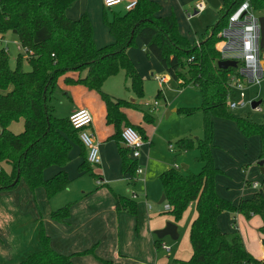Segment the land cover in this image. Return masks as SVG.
<instances>
[{"label": "trees", "instance_id": "16d2710c", "mask_svg": "<svg viewBox=\"0 0 264 264\" xmlns=\"http://www.w3.org/2000/svg\"><path fill=\"white\" fill-rule=\"evenodd\" d=\"M75 1L0 0V41L6 33L15 35L30 67V71H23V58L18 55L12 70L7 50L0 49V164L10 166L9 174L1 168L0 193L16 189L20 180L31 192L42 188L48 200L65 190L70 183L65 171L48 180L43 179L42 173L50 166H66L73 144L79 146L83 158L78 171L92 174V165L87 161V150L79 140L78 130L73 129L68 117L57 118L54 115L52 102L61 78L68 85H82L97 92L105 106L106 124L114 131L108 140L118 147L121 172L128 174L131 181L136 178L137 162L127 158V149L121 145L123 127L138 130L145 139L142 129L131 125L123 111L133 108V104L113 98L101 88L106 80L123 71L130 81L129 89L136 97H143V80L127 54L138 39L146 54L159 62L165 75L180 89L194 86L201 99L198 108L177 112L185 117L200 112L203 137L183 136L174 142L177 154L197 151L200 171L193 174L187 169L180 173L170 168L158 176L169 207L167 213L174 223L182 218L191 204H194L196 213L189 226L191 255L187 260H173L171 264H264L263 260L246 250L239 232H222L217 225V218L223 212L240 214L245 218H263L264 194L260 190L249 199L239 200L236 205L218 196L215 177L221 171L215 166L211 153L212 119L218 118L232 121L245 138L258 137L260 159L264 157V97L261 100L263 121L260 124L229 111L227 86L235 69L217 67L220 53L216 49L220 41L218 34L226 28L229 16L245 1L254 11L264 12V0H222L219 21L199 45L180 34L175 16L159 17L160 5L152 0H136L133 9L122 14L112 12L110 20L106 11L112 9L104 8L103 22L114 42L102 48L94 44L87 15L77 20L66 16V10ZM70 71L77 72L78 77L66 76ZM19 120H23V131L11 133L8 127ZM143 121L151 123L153 117L143 113ZM115 203L118 210L136 213L132 199L118 196ZM68 214L69 206H65L52 212L51 218L60 220ZM259 230L264 235V225ZM38 239L40 250L17 264H73L71 256L51 248L43 229H39Z\"/></svg>", "mask_w": 264, "mask_h": 264}, {"label": "crops", "instance_id": "0c3cea01", "mask_svg": "<svg viewBox=\"0 0 264 264\" xmlns=\"http://www.w3.org/2000/svg\"><path fill=\"white\" fill-rule=\"evenodd\" d=\"M92 1L76 0L66 10L65 14L70 20H77L82 15H87L92 26L94 44L97 48H102L113 43L114 39L109 34L107 27L104 24L100 25L96 18L97 24H94L91 14L93 11ZM152 1L160 5V10L157 13L159 17L175 16L180 34L186 38L190 37V34L183 31L180 27L181 7L184 4H192L190 7H193V16L200 14L194 10L196 0ZM220 1L222 3V0ZM100 6L101 11H103L102 3ZM179 13L180 16L178 15ZM135 44L134 47L128 49L127 54L134 63L139 75L143 77L144 67L141 66V62H144V56L149 57L151 62L157 63L152 56L146 54L140 40L136 39ZM260 61L264 63V60L260 59ZM71 77L75 78L74 76ZM151 77H153V73H151ZM167 77L169 78V76ZM58 82L62 88L61 91H65L69 100L73 101L69 97V95H72V86H67L61 81ZM54 102L55 99L52 102L54 115L57 118H61L57 115ZM80 108L87 109L91 114L92 125L90 131L94 134L95 140L97 138L99 141L100 164L98 166H91L92 174L95 176L78 171L83 158L80 154L79 146L73 144L66 166L63 168L50 166L42 173L43 179L48 180L60 171H65L70 179V183L65 190L48 200L42 188H37L34 192H31L24 182L20 180V182H23V185L19 182L16 189L1 192L0 263L17 264L28 255L40 250L38 233L39 229H43L49 238L51 248L60 254L71 256L73 264H166L167 257L160 247L159 239L155 235L156 231L165 227L162 219L157 217V214H160L161 211L158 209L154 210L147 202L148 190L145 192L144 198L143 196H138L137 199L134 198L137 202L128 193V188L133 187L138 181L143 182L145 186L149 184L145 177L147 171L145 157L140 156V159L137 161L138 165H140V161L142 163L140 166L144 170L143 174L131 181L128 174H122L121 172V159L117 145L108 140L114 131L112 126L106 124L104 103L100 99L98 111L92 108L90 104H85L84 106H80L77 103L72 104L67 109L66 118L72 111ZM129 110L130 108L123 110L129 123L140 127V122H133L129 119ZM212 122L214 135L211 153L215 166L221 171V174L215 177L216 193L224 200L236 205L239 200L249 199L255 194L253 192L255 188H252L251 183L247 180L254 181L252 182L253 184L257 183L256 179L259 177H257V173L253 176L257 178L247 179L250 176H248L247 172L245 173L247 175L246 183L248 184L246 186L252 189L244 187V184H237L234 187L231 181L224 179L228 177V172L219 163L223 157L222 153H225L230 148L232 149V147L226 146L223 139L226 141L230 137L234 141H238V148H243L247 145L252 146L253 144L256 147L260 146V154L258 155V152L256 154L257 159H260L261 156V143L258 137H243L232 121L213 118ZM145 139L147 140V136ZM121 145L127 149L123 144ZM144 147L145 145L142 148ZM174 153V156L178 155L177 152ZM227 153L230 154L229 151ZM127 158L133 161L128 149ZM145 164L146 166H144ZM95 167L97 171L94 170ZM183 167H186V169H183ZM181 168L184 171L188 169L185 165H181ZM243 169L245 168L243 167ZM262 169V173H264V167ZM239 179L242 181V175ZM98 180L100 183L97 182ZM156 182L159 183L158 177ZM151 184L150 182L148 188L150 192L155 188ZM161 191L160 189L156 191L157 195ZM261 191L264 194V183ZM149 195L153 196V192ZM118 196L132 199L136 204V213L129 214L124 210H118L115 203ZM162 203L165 205V209L163 207L164 211L168 212L167 203L165 201ZM191 205L194 207V204ZM65 206H69V214L66 218L60 220L51 218L52 212ZM195 215H193L192 220ZM224 216L228 218V221L233 226L227 227L228 225L223 220ZM257 217L252 216L244 220L240 214L223 212L217 218V225L222 232H239L246 250L255 258L264 260V245L262 244L264 235L254 233L253 228L249 225V223H255L258 228L263 226L264 220L260 221ZM243 222H248V224H243ZM224 227L227 228L225 229ZM234 227H237L236 230ZM162 242L166 244L165 238L162 239Z\"/></svg>", "mask_w": 264, "mask_h": 264}, {"label": "rangeland", "instance_id": "374dc122", "mask_svg": "<svg viewBox=\"0 0 264 264\" xmlns=\"http://www.w3.org/2000/svg\"><path fill=\"white\" fill-rule=\"evenodd\" d=\"M198 2L205 3V11L203 13L193 16V7H190L192 4H184L181 7L182 16H180V13L178 15L180 16V27L183 31H186L190 34V37L187 39L190 42L196 41L199 43L206 37L207 33H210V30L219 21L221 17L222 3L220 0L195 1V3ZM101 3V0L92 1L93 11L91 14L94 24H97L95 18L98 20L100 25L104 24L103 11L100 9ZM184 11H186V13H184ZM112 12L122 14L125 11L122 6L106 11V16L109 20L112 17ZM254 15L256 17H261L264 16V12L254 11ZM0 49L7 50L9 56V66L12 70L15 69L16 58L18 55H20L23 58V71H30V67L25 59V52L23 49H21L19 41L15 35L12 33H6L3 39L0 41ZM259 56L261 60H264V49L259 50ZM154 61L157 64L151 62L149 57L144 56V62H141V66L144 67V75L143 77L140 76L143 80L144 95L142 98L136 97V95L129 89L130 81L125 77L123 71H120L117 75L106 80L101 90L104 93L112 95L116 99H124L133 104V108H130L128 111L130 115L129 119L133 122H140L143 135L145 137L147 136V140L141 137L143 146L145 145V147L141 148L140 152L141 156L145 157V163L147 164V171L145 170L146 181L149 182V184L151 182V185L155 186V188H153V191H151L153 192V196H150L149 194L151 192L148 189L149 184L145 186L143 182L138 181L133 187L128 188V193L133 199H137L138 196H143L144 198L145 192L148 190L147 202L151 207L154 208V210L158 209L161 211L160 214H157V217H160L166 225L170 222L173 223L174 220L169 213L164 211L165 205L163 203H159L161 197L163 196V189L160 184L156 182L157 177L161 172L169 168H173L180 173H185L181 168V165L187 166L189 172L193 174H197L200 171L201 165L196 160L198 156L197 151L191 150L184 154H178L174 156V152H176L174 142L185 135L194 139L203 137L202 116L200 112H197L196 114L189 117H184L182 114L177 112V110L186 108H198L200 106L201 99L198 90L194 86L189 85L183 89H180L175 81L168 78L167 75H165V73L160 70L161 66L159 62L157 60ZM151 73H153V77H151ZM66 76H74V79H76L78 77V73L70 71L66 74ZM155 76L165 77L166 81L164 85L160 86L159 83L154 79ZM59 81L67 86H72L73 89V96L69 95V97L73 99V101H71L69 100L68 95H66V92L61 91L62 88L58 82V92L55 94L54 104L56 105L57 115L59 117L66 118L67 109L75 103L79 104L80 106L90 104L92 108H95L98 111L100 97L97 92L84 88L82 85H68L64 82L63 78H61ZM246 93L247 100H262L264 97V82L260 86L249 88ZM233 99H237V96L234 95ZM154 102H156L155 106ZM261 108H263L262 105ZM143 113H147L148 115L152 116L153 121L151 123H145L143 121ZM232 113L235 116L244 117L256 124H260L263 121V112L252 110L249 104L244 108L233 110ZM8 130L13 134L21 133L23 131V121L20 120L18 122L11 123V125L8 127ZM137 133L140 135L138 131ZM223 141L226 146L232 147V149L230 148L225 151L226 154L224 152L222 153L223 157L219 163L220 165L224 166L225 170L228 172V177H225L224 179L231 181L234 187L237 186V184H244L245 187L247 177L245 173L247 172L248 176H250L247 179L259 177L256 179L259 187L253 190L254 193L259 192L264 183V173L261 172V167L259 165L261 159L256 158L257 152L258 155L260 154V146L256 147L254 144L252 146L247 145L246 147H243V149L238 148V141H234L230 137L226 141L223 139ZM96 142L99 143L97 138ZM227 151H229L230 154H228ZM146 164L144 166H146ZM140 165H142L141 161ZM0 167L5 173H10V166L1 163ZM243 167L245 169H243ZM94 170L97 171V168L95 167ZM256 174L257 177H253ZM241 175L242 181L239 179ZM247 181L251 184L254 182L252 180ZM21 183L23 185V182H20V184ZM246 188L252 189L249 186H246ZM159 189L162 191L159 192V195H157L158 193L156 191ZM154 193L156 194L154 195ZM135 201L137 202V200ZM194 214H196L195 208L190 205V207H188L184 212L182 218L175 223L177 226L178 239L173 241L170 238H165L166 245L171 249L170 252H166L161 248L167 257L166 264H171L173 260H187L190 257L192 248L189 242V226ZM242 218L247 220L244 218V216H242ZM257 219L260 221L264 220V218L259 216ZM223 220L228 225L227 227L233 226L228 221L226 216H224ZM243 224H248V222H243ZM249 225L253 228L254 233L263 235L255 223H249ZM227 227L224 228L226 229Z\"/></svg>", "mask_w": 264, "mask_h": 264}, {"label": "built area", "instance_id": "2783aa9c", "mask_svg": "<svg viewBox=\"0 0 264 264\" xmlns=\"http://www.w3.org/2000/svg\"><path fill=\"white\" fill-rule=\"evenodd\" d=\"M105 9H113L122 6L124 11L133 9L136 0H101ZM196 13H202L205 10L204 2H198L194 6ZM190 17V16H188ZM219 43L216 49L220 53V60H232L237 62L234 74L229 77L228 89L226 95V104L229 111L244 108L250 105L255 99L247 100V90L251 87L260 86L264 82V67L260 64L259 56V23L258 17L254 15L248 1L243 2L228 18V24L219 34ZM196 45H199L196 42ZM24 51V50H23ZM159 85L166 81L163 76H155ZM236 95L237 99H233ZM156 102H154V106ZM254 111H262L261 104ZM73 129L78 130L79 140L87 150V161L92 166L100 164L99 145L95 140L94 134L90 131L92 117L85 108L72 111L68 116ZM1 132V130H0ZM122 143L129 150L131 159L138 161L141 156L143 141L141 136L132 127H125L121 133ZM1 171V167H0ZM144 170L137 164L136 177L141 176ZM100 183V181H97ZM252 188L257 189L258 183L251 184ZM167 209L169 207L167 206ZM160 247L166 252L170 248L163 242Z\"/></svg>", "mask_w": 264, "mask_h": 264}, {"label": "water", "instance_id": "95a60500", "mask_svg": "<svg viewBox=\"0 0 264 264\" xmlns=\"http://www.w3.org/2000/svg\"><path fill=\"white\" fill-rule=\"evenodd\" d=\"M258 23H259V31H260V38H259V50L264 49V16L258 17ZM261 66L264 64L263 61H260ZM217 67L219 69H228L233 68L235 69L237 67V62L232 60H219L217 62ZM261 100L259 101H253L251 103V109L254 110L256 107H258L261 104ZM263 164L264 160L259 162V165L261 167V172H263ZM183 169H186V167H183ZM165 201L164 195L161 197L159 203H162ZM156 237L159 240H162L166 237L170 238L173 241H176L178 239V233H177V226L170 222L165 225V227L161 230H158L155 232Z\"/></svg>", "mask_w": 264, "mask_h": 264}]
</instances>
